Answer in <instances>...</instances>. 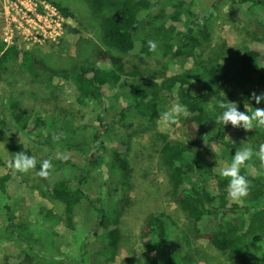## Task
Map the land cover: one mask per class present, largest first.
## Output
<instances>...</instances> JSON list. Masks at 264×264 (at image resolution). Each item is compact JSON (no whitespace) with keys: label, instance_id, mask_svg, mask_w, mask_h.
Listing matches in <instances>:
<instances>
[{"label":"rangeland","instance_id":"obj_1","mask_svg":"<svg viewBox=\"0 0 264 264\" xmlns=\"http://www.w3.org/2000/svg\"><path fill=\"white\" fill-rule=\"evenodd\" d=\"M19 1H23L25 5L29 4L27 0H0V43L4 42L3 38L11 30L12 42L29 50L47 67L60 73L67 72L68 75L81 67L104 66L98 59L97 52L101 49L107 50L123 60V77L127 81L125 85L123 83L121 86L112 88L104 86L105 106L112 112L103 113L108 129L100 130L98 133L99 148L93 150V148L84 147V152L80 153L74 149L65 148L63 144L73 140L77 142V145H82L84 139L88 140L89 133L83 126L85 122L95 123L94 115L98 106L76 105L70 79L61 76L51 78L50 72L45 69L30 72L13 67L0 75V106L5 104L6 99L11 98L29 115L45 117L48 121L36 128L33 126L34 121L30 120L26 128H23L25 118L20 125H16L9 117L7 109H0L2 110L1 118L5 119L6 125L4 129L0 125V176L6 173L15 175L9 179L11 185L8 188L14 198L10 202L13 219L15 222L22 223L21 230H25L29 222L35 234L43 233L45 240H55L56 243L51 244L55 247L53 250L58 249L72 257L76 256V253H72V249L69 248L68 242L74 235H71L72 229L68 228L64 219V205L48 196L46 180L37 174L40 170L34 168L27 173H20L9 167V162L15 155L8 151L5 136H13L14 139L23 143L31 150L32 156L41 163L48 159L50 152L53 158L66 155L71 162L78 163L85 169L90 168L88 170L94 190L88 193L93 195L96 190L101 192L108 215L115 218V223H111L110 227L115 225L120 232L113 259L109 263L105 262V257L109 253L100 254L97 243H88L87 248L90 251L92 264H144L148 251L143 245L140 228L149 214H162L166 219L173 264H182V257L190 255L195 264H232L206 239L194 237L191 234L190 223L185 212L169 195L167 171L161 162L159 148L165 139H184L180 119L178 124L172 125L166 124L163 120V113L178 102L169 94L161 93L156 105L157 113L153 117H149L146 113L134 112L133 109L125 113L123 117H119L115 111L124 100L127 84L130 86L133 82L145 84L146 76L151 73H155L154 81L158 82L162 76L187 73L188 69L194 68L199 60L207 58L223 62L228 56L246 47L258 52L259 64L264 66V8L260 6L250 8L249 0H243V2L192 0L189 8L194 13L193 16L182 11L184 12L182 21L177 25L180 30H185L190 21L198 19L202 26L206 27L208 39L190 52L172 55L170 52L162 51L159 47L161 41L157 44L155 52L149 51L150 53L147 54L142 51V47L140 48L141 37H145L147 41L151 39L154 31L151 28L154 23L151 21L152 24L146 22L141 29L137 30V45L134 51L121 53L104 45L100 18L84 0H36L37 3L46 1L54 6V2L65 6L73 13V16L63 17L62 33L55 40L25 39L21 29H16L13 25V19L17 20L15 23L19 21L23 23L20 14L16 13L21 7ZM165 3L167 4L166 0H159L155 7L153 12L157 15L153 20L155 24L162 18L160 12H168L171 8L166 7ZM65 24L69 28H66ZM70 28H75L76 31ZM187 89L193 91V83ZM223 126L227 132L226 139L235 151L251 147L254 152H258L259 147L264 144V135L262 137L256 135L258 129L245 131L242 127L234 128L231 124ZM34 131L38 134L34 135ZM250 134L256 137L252 139ZM36 136L51 138L54 141L57 136L62 138L56 142L53 149L49 150L48 146L34 141ZM203 144L206 142L204 141ZM123 145L127 147V168L124 171L110 168V155L114 150H121ZM205 149L206 153H210L217 159L216 171L228 166L227 162L220 157L221 147L218 144L210 142L206 144ZM88 155L96 159L95 163L90 164L86 159ZM246 170L253 176L262 175L264 163L254 155L248 162ZM19 180H23V183ZM47 182L50 183V179ZM207 187L213 189L212 182L209 181ZM88 207L86 202H82L73 211V222L77 227V240H75L78 242L86 236L89 237L94 228L96 216ZM36 208L50 209L54 215L53 219L43 222L41 214L34 212ZM230 216L234 217L236 214ZM53 250L46 255L52 256ZM4 252L13 256L19 255L21 240L9 233H2L0 256ZM40 263L51 264L50 260L47 261L44 258L39 259ZM12 264H16L15 258Z\"/></svg>","mask_w":264,"mask_h":264},{"label":"trees","instance_id":"obj_2","mask_svg":"<svg viewBox=\"0 0 264 264\" xmlns=\"http://www.w3.org/2000/svg\"><path fill=\"white\" fill-rule=\"evenodd\" d=\"M88 7L100 18V29L103 44L118 50L121 53H129L136 49L137 30L141 29L146 22H151L154 30L151 41L159 44L164 53L172 55L190 52L208 39L206 27L201 21L189 22L185 30H180L177 23L182 21V11L193 16L189 8L191 1L166 0L168 12H160L161 20L155 24L157 15L153 13L159 0H84ZM243 2V0H238ZM187 3V4H186ZM56 8L65 18L73 16V13L65 6L55 3ZM260 6L264 8V0H249V7ZM165 7V6H164ZM185 7V8H184ZM66 28H69L66 24ZM76 31L75 28H70ZM142 51L149 52L148 41L140 38ZM97 57L104 66L81 67L71 73L58 72L37 60L34 55L17 43H0V75L13 67H19L27 71L45 69L50 72V77L61 76L69 78L73 91L74 102L79 107L92 104L97 107L94 115L95 123L85 122L83 128L87 129L89 138L84 139L82 145H77L73 140L66 141L63 146L74 149L80 153L84 147L97 149L100 146L98 133L108 129L103 116L109 111L105 106L104 86L112 88L127 83L124 79V64L120 56L113 55L107 50H98ZM107 63V65L105 64ZM155 73L146 76L145 84H127L124 100L119 109L115 111L119 117L131 109L137 113H146L153 117L157 113V103L161 93L169 94L179 104L187 107L189 115L181 117L183 125V140H163L159 148L160 159L167 171L169 182V195L185 212L190 231L194 237L204 238L219 253L223 254L232 264H264V170L262 175L253 176L248 173L246 167L241 168V174L249 180V194L247 197L234 202L228 195V179L220 175L222 169L216 171L217 159L210 153H206L205 146L215 142L221 147L220 157L230 165L235 150L226 139V130L222 124L216 123L215 119L221 115L224 109L219 107V102H236L238 110L251 114L255 108H264V101L256 104L251 99V93L264 92V66L259 64L257 51L246 47L234 55L228 56L223 62L215 59H203L197 61L194 68L188 69L187 73L171 76H162L156 82ZM194 90L190 91L189 85ZM123 87V86H122ZM7 109L9 117L16 125H20L23 118V128L34 121V127L43 126L47 118L29 115L20 108L16 101L11 98L5 100L0 109ZM112 113L111 111H109ZM0 110V125L4 129L5 119ZM49 125V123H48ZM74 131V130H71ZM257 136L264 135V128H258ZM38 134V133H33ZM250 134V137L255 138ZM60 139L62 136H59ZM51 138L36 136L34 141L53 149L58 141ZM206 144H203V142ZM259 141V140H258ZM5 144L8 151L16 154L17 151L32 156L31 150L17 141L13 136H5ZM126 145L121 150H114L110 155V168L124 171L126 164ZM210 148V147H208ZM48 159L53 164V169L46 180L48 196L58 200L64 205L66 224L72 229L69 240V248L72 257L60 250H53L51 244L56 243L45 240L43 233L35 234L29 222L26 229L21 230L22 223L15 222L12 215L9 179L14 174H2L0 176V237L2 233H9L21 240V252L17 256L4 252L0 256V264H39V259L44 258L51 264H92V258L88 243H97L100 254L109 253L105 262L113 259L120 232L118 228L110 227L115 223L108 215L101 192L96 190L93 195L88 193L94 190L92 178L88 169L69 159L53 158L48 153ZM86 159L92 164L96 159L90 155ZM95 163V162H94ZM41 168V162L35 166ZM50 179V183H48ZM212 182L213 189L207 187ZM23 183V180H19ZM82 202H86L95 213L94 228L89 237L77 240V227L73 222V211ZM42 216V221H51L54 217L50 209L36 208ZM236 214L231 217L230 215ZM140 236L148 253L144 264H173V253L170 246L169 230L166 219L162 214H149L140 228ZM76 239V240H75ZM54 241V242H53ZM72 241V242H71ZM76 245V248H75ZM54 251L52 256L46 253ZM70 250V249H69ZM71 252V251H70ZM95 253V252H94ZM14 257V258H13ZM46 263V262H45ZM41 264V263H40ZM182 264L193 263L192 256H183Z\"/></svg>","mask_w":264,"mask_h":264},{"label":"clouds","instance_id":"obj_3","mask_svg":"<svg viewBox=\"0 0 264 264\" xmlns=\"http://www.w3.org/2000/svg\"><path fill=\"white\" fill-rule=\"evenodd\" d=\"M149 51L155 52L157 44L155 41H148ZM251 99L256 104H260L264 101V92L256 94L251 93ZM219 107L224 109L223 113L219 115L215 121L222 125L231 124L234 128H243L245 131L264 128V108L257 107L249 114L248 111L243 112L238 110L236 102H219ZM189 112L187 107L179 103L173 104L170 109L163 113V120L166 124H178L180 117H187ZM55 139L59 140L57 136ZM257 156L262 163H264V144L259 147L258 152H254L251 147L237 149L233 155L230 165L224 167L220 175L223 178L228 179V195L232 201L238 202L249 194V180L245 175L241 174V168L246 167L248 162L252 160L253 156ZM67 160L66 155L58 156ZM37 164V160L34 156H29L24 152L17 151L14 158L9 162V167L14 171L20 173H27L29 170L34 169ZM53 164L51 160L45 159L41 163L40 171L37 173L42 178H48Z\"/></svg>","mask_w":264,"mask_h":264},{"label":"built area","instance_id":"obj_4","mask_svg":"<svg viewBox=\"0 0 264 264\" xmlns=\"http://www.w3.org/2000/svg\"><path fill=\"white\" fill-rule=\"evenodd\" d=\"M28 5L23 1H19L21 7L19 8L20 18L22 22H16L13 19L14 27L21 29L23 38L31 39L32 41L55 40L62 33L63 15L54 6L46 1L37 3L36 0H27ZM13 32L10 30L3 41L6 44L12 43Z\"/></svg>","mask_w":264,"mask_h":264},{"label":"flooded vegetation","instance_id":"obj_5","mask_svg":"<svg viewBox=\"0 0 264 264\" xmlns=\"http://www.w3.org/2000/svg\"><path fill=\"white\" fill-rule=\"evenodd\" d=\"M231 1H236V0H231ZM213 3H215V2H213ZM194 21H198V19L192 20L190 22H194Z\"/></svg>","mask_w":264,"mask_h":264}]
</instances>
